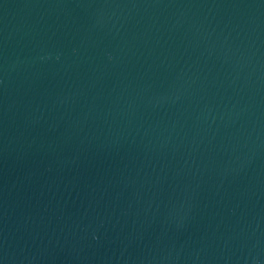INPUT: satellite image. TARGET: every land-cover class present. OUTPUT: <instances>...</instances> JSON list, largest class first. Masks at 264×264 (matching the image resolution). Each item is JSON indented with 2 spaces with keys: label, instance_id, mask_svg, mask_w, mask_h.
<instances>
[{
  "label": "water",
  "instance_id": "obj_1",
  "mask_svg": "<svg viewBox=\"0 0 264 264\" xmlns=\"http://www.w3.org/2000/svg\"><path fill=\"white\" fill-rule=\"evenodd\" d=\"M0 264H264V0H0Z\"/></svg>",
  "mask_w": 264,
  "mask_h": 264
}]
</instances>
